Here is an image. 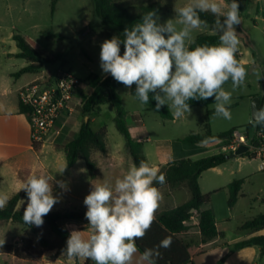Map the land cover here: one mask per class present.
<instances>
[{
  "label": "clouds",
  "instance_id": "1",
  "mask_svg": "<svg viewBox=\"0 0 264 264\" xmlns=\"http://www.w3.org/2000/svg\"><path fill=\"white\" fill-rule=\"evenodd\" d=\"M177 19L160 23L156 11H148L141 21L123 32V39L113 36L100 45V67L126 88L135 85V98L148 105L149 94L156 101L158 112L167 105L173 118L190 113V100L214 98V115L231 119L232 92L224 85L231 81L232 88L244 85L247 70L237 58L242 33L238 0H190L175 9ZM200 13H211L215 19L212 30L219 35V44L189 42L193 30L208 28ZM177 25H180L178 27ZM121 45L123 53L121 54ZM258 79L260 73L254 69ZM252 122L264 128V108H256ZM215 142L206 138L201 143ZM66 166L58 171L63 174ZM81 171H84L81 169ZM54 176L46 171L30 174L22 184L27 194V206L22 220L25 224L42 227L44 217L50 213L59 198L53 195ZM166 176L156 166L141 160L133 164L114 184L108 180L92 183L84 198L87 208L89 234L73 227L62 250L65 264L92 261L93 264H133L139 251L136 241L144 238L155 221V213L162 193L154 186L163 185ZM62 190L67 182L55 180ZM9 196L0 192V209L6 207ZM4 244L0 242V246ZM172 238L166 236L153 248H145L139 257L140 264H157L162 258L160 249L171 247Z\"/></svg>",
  "mask_w": 264,
  "mask_h": 264
},
{
  "label": "rangeland",
  "instance_id": "2",
  "mask_svg": "<svg viewBox=\"0 0 264 264\" xmlns=\"http://www.w3.org/2000/svg\"><path fill=\"white\" fill-rule=\"evenodd\" d=\"M6 1L3 0V2ZM21 1L26 2L30 9L34 8L38 11L26 21L17 22L15 24L18 25L17 30L35 40L42 51L47 50L53 54L60 53L62 55L61 60L45 65L44 69H50L54 72L62 68V70L73 73L84 82H87V78L92 74L110 75L104 74L100 67V45L104 40L111 39L113 36H118V34L104 26L102 19L96 15L93 0H57L55 9H53L55 0ZM11 2H16V0ZM117 2L135 12L144 5L160 2L163 11L158 16L160 17L159 22L163 23L168 19L175 21L177 19L175 9L189 3L190 0H117ZM227 2H230V0H227ZM238 3L241 24L236 26V31L238 34L242 33L238 48V62L246 68L248 74L244 85L235 90L232 88L231 81L223 86L226 91L232 92L231 119L217 117L214 112L209 113V111L214 110V106L211 105L209 107H190V113H185L182 118H175V122H173L172 119L163 118L148 105L141 104L133 95L132 87L121 86L117 89V94L122 107L128 113V121L132 124L130 133L133 140L137 137V133L141 135L144 130L142 121L146 123L148 136L154 146L157 144V139H173L191 134H204L207 131V123L210 131L216 135L235 129L240 130L243 134L248 133L251 139L257 137L259 129L252 122V103L255 99H259L264 108V78L258 79L254 74V69H256L259 71L260 77H264V2L258 4L257 0H238ZM258 8L260 12H258ZM5 23L11 25L12 22L6 21ZM177 26L180 27V25ZM48 31L62 35L63 39H48L45 35ZM110 34H112V37L109 36ZM201 34L217 33L212 30V26L195 29L192 33L194 41ZM191 44L189 42V46ZM136 112H140L142 116L135 115ZM115 114V108L111 104L104 107L102 113L96 112L90 116V119L93 120L91 127L94 130L107 127L109 147L112 150L119 149L122 151L127 143L125 137L118 132L115 126L113 119ZM87 118L85 117L84 121ZM220 152H222V148H216L210 153L217 154ZM55 154L64 158L62 153L56 152ZM259 164L260 160L254 158L252 153H248V156L245 157H235L229 160L228 168L230 169L227 173L233 171L235 180H244L242 187L244 197L239 199L238 204L233 209L229 205L230 198H227L226 195L221 194L214 201L218 216L231 215L227 232L228 237L245 236L251 231L264 233V230L241 229L243 223L264 214V194H262L264 193V172L258 170ZM81 169L84 171H81ZM66 176L67 178L72 177L73 180L77 176L76 180L81 183H90L92 180L84 162H80ZM114 181L109 182L114 184ZM75 185L73 184L74 187ZM18 189V187H15L14 189L7 188L4 190L5 192L19 191ZM53 189L58 192L57 186L54 185ZM2 191L3 189L0 188V192ZM74 191L81 193L76 187ZM61 198L64 199V197H59V202L56 205L58 207L61 206L59 205L62 201ZM26 206L27 197H22L18 204V210L24 211ZM220 225L221 227L224 226L223 224ZM23 235L31 237L36 243L38 242L34 234L22 225L11 221L0 222V242L4 241L3 245L13 244L15 247H20ZM51 258L53 257H49L45 253L39 264H47V261ZM11 263L12 257L0 254V264Z\"/></svg>",
  "mask_w": 264,
  "mask_h": 264
},
{
  "label": "crops",
  "instance_id": "3",
  "mask_svg": "<svg viewBox=\"0 0 264 264\" xmlns=\"http://www.w3.org/2000/svg\"><path fill=\"white\" fill-rule=\"evenodd\" d=\"M11 1L12 0H7L6 2H3L2 0L1 2L0 0V188L3 189L2 193H6L9 196L10 200L15 194L24 193V190L21 189L22 184L30 174H38L42 171H46L54 176V181L52 182L53 186H57L55 180L68 182L67 191L60 189L58 186V192L53 189L54 196H57L58 198L64 197V199L61 198L62 201L61 204H59L63 207L56 206L58 204L56 203L52 210H87L83 201L86 195L89 194L92 188V183H99L103 180L114 181L117 177H122L130 166L134 164V160L127 144L125 147L126 150L124 149L122 151L119 149L112 150L109 147V131L106 127L108 131L107 153L103 154L99 151H94L93 154V159L96 163V176L92 178L90 175L92 179L90 183L78 182L76 180L77 176H75L76 178H74V180L72 177L67 178V173L75 169L80 162L84 161L80 160L75 166L69 168L67 166L64 152L58 150L56 146H64L72 142L78 136L83 125L85 117L82 113V96L89 94L92 89L87 82H84L82 79H80L82 81L81 89L78 90L70 102L71 113L69 115H63L60 118L45 144L41 146L40 152L38 153L35 151L32 142L30 120L28 116L20 110V90L26 85L38 80H51V77L62 68H59L54 72L50 69H43L36 73H25L19 76L16 75L28 66V62L18 56L20 49L14 36L23 33H20L17 30L18 25L15 24H17V22L26 21L38 10L34 8L30 9L28 4L21 0H16V2L13 3ZM260 2H264V0H257L258 4ZM258 12H260L259 8ZM6 21L12 22L11 25L6 24ZM25 31L27 30L25 29ZM236 58L237 60L239 59L238 52L236 53ZM108 105H110V103L103 105L98 113H102L104 107ZM210 112H214V110L209 111V113ZM134 114L142 116L140 112ZM115 118L116 114L113 116L114 121ZM172 121L175 122V118L172 117ZM92 122L93 120L91 119V123ZM142 125L144 130L141 135L140 133L136 134L137 137L134 141L142 145V156L146 161L150 163V165L158 167L160 170L177 160H198L214 155L210 152L216 148H222V152L220 153H229L228 150H225L226 146H223L222 143L207 145L184 143L182 139L188 135L175 137L173 139H157V144L154 146L148 136L146 123L144 121H142ZM128 127L129 130H131L132 124L129 121ZM101 129L102 128L99 130ZM56 152L62 153L64 158L56 156ZM229 160L230 159L219 167L204 172L200 177L202 192L204 194H211L210 203L203 206L202 209H210L213 212L220 235L204 242L199 228L201 220L200 214L195 212L192 219L186 223L188 229L179 236L190 246L193 260L192 264H264V256L261 255L258 247H246L233 252L231 251L233 245L246 241L252 237L263 236L264 233L251 231L245 236L239 235L237 237H228L227 232L231 222V215H226L224 217L218 216L214 201L216 197L221 194L230 198L229 186L235 181V174L233 171L227 173L230 169L228 168ZM65 166L66 168L63 174L61 175L58 173V171ZM258 170L264 172L261 169V164H259ZM73 184H76L75 187L81 191L80 194L74 191L75 187ZM15 187H18L19 191L5 192L4 190L7 188L14 189ZM159 190L162 193L163 198L160 201L155 217L165 211L175 209L189 202L192 197L186 184H182L176 188L166 186L159 188ZM242 197H244V194L241 191L240 198ZM238 202L239 200L231 209L235 208ZM245 223L241 225L242 230H244L242 227ZM220 224H223L224 226L221 227ZM65 225L69 231L75 227L77 230L84 231L85 236L89 234L88 221H70L65 223ZM46 255L53 257L47 261V264H65L62 254H59L56 251L48 252ZM140 255L141 253L138 251L134 257L133 264H140ZM78 264H93V262L90 260H81Z\"/></svg>",
  "mask_w": 264,
  "mask_h": 264
},
{
  "label": "trees",
  "instance_id": "4",
  "mask_svg": "<svg viewBox=\"0 0 264 264\" xmlns=\"http://www.w3.org/2000/svg\"><path fill=\"white\" fill-rule=\"evenodd\" d=\"M96 15L103 21L104 26L109 28L112 32L117 33L118 37L123 39V32L126 28H131L135 23L141 21V17L148 11H156L160 15L163 11L160 2H154L144 5L133 11L132 9L120 5L117 0H93ZM53 3V9L55 4ZM201 19L208 22L209 26L213 25L215 17L211 13H200ZM48 39L60 38L63 36L53 31L45 33ZM112 37V34L109 35ZM15 41L20 49L18 56L28 62V66L20 71L17 76L25 73L40 72L47 64H53L62 59L60 53L53 54L47 50H41L39 44L32 38L16 34ZM219 44L218 34H201L195 43L190 45L194 48L197 44ZM123 53V45H121V54ZM50 74V72L48 71ZM87 84L92 91L89 94L82 96V113L84 117H88V121H84L78 136L67 145L56 146L58 150L63 151L67 160L69 168L75 166L78 161L85 162L92 178L96 176V163L93 159L94 151H99L103 154L107 153V128L104 127L99 131H94L91 127L90 116L93 113L99 112L101 107L105 104H112L116 111L115 123L118 131L125 137L127 147L132 155L134 164L137 166L141 160L146 159L142 156L141 144L136 143L131 137L128 127L127 112L122 107L117 89L124 86L115 81L111 75L106 77L92 74L87 78ZM135 85L132 86V93L135 94ZM154 94H149L148 106L155 110L156 101L152 99ZM190 107H209L214 104V98L208 100H190ZM261 107L263 104L261 102ZM20 110L22 113H28V108L20 102ZM157 112V111H156ZM165 119H172V115L167 107L163 106L158 112ZM207 131L204 134H191L182 139L187 144H199L206 138H214L213 143H222L223 146L229 145L232 134L235 129L221 133L213 134L208 123L206 125ZM36 152H40L41 144H33ZM232 153H218L210 155L198 160L181 159L174 161L163 167L160 172L166 176V182L163 185L155 184L158 189L162 187L176 188L182 184H186L191 192V200L175 209L165 211L156 216L151 229L146 233L143 239L137 240L136 244L139 252L142 253L145 248H153L166 236L172 238L171 247L168 249H160L162 258L157 261V264H192V255L190 246L184 242L179 236L187 229L186 223L192 219L195 212L200 214V232L203 241L206 242L220 235L213 212L210 209H202L211 201V194H204L200 186V177L202 174L210 169L219 167L225 164L227 157ZM248 156V153L242 157ZM147 162V161H146ZM244 181L235 180L230 186V207H234L240 198ZM22 197H27L26 192L23 194H15L8 201L6 207L0 209V222H13L20 224L29 229L38 239L36 243L31 237L23 235L21 237V246L15 247L13 244H7L0 247V254L12 257L11 264H39L43 255L48 252L56 251L62 254V250L66 247V240L70 231L65 223L70 221H87L85 213L87 210H65L57 211L51 210L44 219L42 227L25 224L22 220L23 212L18 210V204ZM248 229H264V214L246 222L243 227ZM246 247H258L260 253L264 256V236L252 237L246 241L239 242L233 245L231 251L240 250Z\"/></svg>",
  "mask_w": 264,
  "mask_h": 264
},
{
  "label": "built area",
  "instance_id": "5",
  "mask_svg": "<svg viewBox=\"0 0 264 264\" xmlns=\"http://www.w3.org/2000/svg\"><path fill=\"white\" fill-rule=\"evenodd\" d=\"M81 87L82 81L77 76L61 69L51 80H38L20 90V102L28 108L26 115L31 124L33 144H45L60 118L71 113L70 102ZM243 145L249 147L247 153L260 160L264 171V133L258 130L257 137L251 139L248 133L236 130L225 150L233 154Z\"/></svg>",
  "mask_w": 264,
  "mask_h": 264
},
{
  "label": "water",
  "instance_id": "6",
  "mask_svg": "<svg viewBox=\"0 0 264 264\" xmlns=\"http://www.w3.org/2000/svg\"><path fill=\"white\" fill-rule=\"evenodd\" d=\"M256 108H262V107H261V102H260L259 99H255V100L253 101V103H252V116H253V113H254V111L256 110ZM88 119H89V118H87L86 121H88ZM258 129L264 133V128H260V127H258ZM248 151H249V147L243 145V146H241V147L236 151V153H233V154L229 155V156L227 157V159H233V158H235V157H241V156H243L244 154H246Z\"/></svg>",
  "mask_w": 264,
  "mask_h": 264
}]
</instances>
